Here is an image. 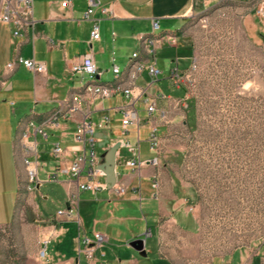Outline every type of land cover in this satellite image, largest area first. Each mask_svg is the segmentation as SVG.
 <instances>
[{
    "label": "crops",
    "instance_id": "0c3cea01",
    "mask_svg": "<svg viewBox=\"0 0 264 264\" xmlns=\"http://www.w3.org/2000/svg\"><path fill=\"white\" fill-rule=\"evenodd\" d=\"M63 1L65 0H34V17L37 24L35 28L28 29L23 36L13 37L11 28L0 23V53L3 52L6 58V64L0 62V100L5 97L4 95L11 94L15 97L10 101L12 111L16 112V109H20L15 137L10 141L11 152L5 158L8 167L10 164L13 166V161L16 164L14 174L11 167V175L14 176L15 183L13 187L12 182H9V189H6L0 180V197L14 190L17 201L19 175L23 178V170H26L28 178L26 166L21 167L20 162H24L22 134L28 128L29 122L33 120L37 127L45 117L59 107L61 102L64 101L65 104L84 83L92 80L86 76L77 77L70 74V67L74 63L80 61L84 55L92 54L97 66L105 71L103 76L110 75L106 81H103V76L96 77V80L109 82L115 77L111 70L113 57L118 66V60L121 58L128 61L125 68L119 66L126 76L132 63L130 56L132 53L138 51L143 59L146 58L143 37L153 34L154 20L160 21V32H171L161 31V26L175 21H183L186 26L193 15L202 11L207 2L206 0H101L111 5L113 15L106 16L98 8L91 19H84L88 0H69L67 6L61 4ZM219 1L221 0H215L212 4ZM229 1L234 3L248 0ZM93 20L98 21L100 26L101 38L98 41H91ZM237 23L239 27L241 26L243 35L248 38L253 35L256 27L250 13L243 15ZM163 49L167 47L158 51ZM175 49L182 51V55L176 54L170 59L177 55L182 56L181 65L187 67L188 57L193 55L192 48L183 43L182 48ZM78 51L84 52L79 54ZM18 55L43 62L46 71L35 74L23 64L17 65L13 71L7 70L6 65ZM108 57L111 67H106ZM170 59L168 68L171 65ZM158 65L165 71L160 81L167 82V88L172 89L169 86V74L165 70V64L161 66L158 60ZM5 76L9 77L7 84L1 81ZM113 99L114 97L96 100L91 105L84 103L81 111L61 119L58 127L48 129L47 141L52 145L59 142L68 149L66 164L75 156L73 134L77 123L84 118V113L91 111V120L99 123L104 116L110 115L109 111H114L119 106V103ZM5 101L8 100L5 98ZM144 115L145 122L148 118L145 109ZM183 115L178 112L177 117L181 120ZM113 119H110L106 128L96 130V135L100 139L97 144L100 158L98 168L105 163V156L111 147L124 138L113 134L110 128ZM185 121L184 124L187 123V120ZM30 128L34 130V127ZM168 132H170L168 127H160L163 143ZM148 134L149 128L147 138L143 140L140 137L141 158L145 161L140 169L133 170L127 166L128 149L126 154H123L121 152L123 146H121L116 153L115 171L118 173L116 183H123L127 187V192L123 196L115 197L109 190H101L96 194L84 191L85 199H81L84 192L80 193L77 210L82 228L77 221L66 220L57 215L59 209L67 208L69 194L76 186L74 181L65 173H59L57 180L49 179V173L57 164L55 159L50 169L43 171L46 180L41 179L42 184L34 195L35 202L38 197L44 203L49 201L51 197L49 192L54 190L57 192V186L62 192V206L55 212H43L36 202L41 222L38 237L40 250L45 248L44 241L49 239L46 256L42 258L43 264H186L184 256L187 252V241L191 239L197 242L200 223L184 206L186 197L190 196L189 193L186 194L187 182L170 175L166 169L168 163L162 158L159 157L158 163L152 162L157 154L151 150ZM31 138L34 140V136ZM142 141H147L148 151L151 153L147 158L143 157ZM125 166L129 171L123 169ZM102 173L99 180L106 183V174L104 171ZM156 179L160 182L158 189L153 186ZM10 181H12L11 177ZM44 182H48L49 185H44ZM27 187L30 190L28 184ZM82 203L85 215L80 207ZM95 231L106 233L108 240L96 251L94 260L88 261L79 253V234L86 233L92 236ZM147 231L150 232L149 236H146ZM136 238H146L145 255L130 246V242ZM162 247L164 252L161 250ZM193 252L196 254L195 263L202 264L203 260L199 259L197 244H194ZM207 264H264V238L237 247L225 256L213 257Z\"/></svg>",
    "mask_w": 264,
    "mask_h": 264
},
{
    "label": "rangeland",
    "instance_id": "374dc122",
    "mask_svg": "<svg viewBox=\"0 0 264 264\" xmlns=\"http://www.w3.org/2000/svg\"><path fill=\"white\" fill-rule=\"evenodd\" d=\"M212 2H207L186 26L183 21L161 26V31L182 29L179 47L184 43L192 48L200 65L197 83L191 87L194 115L190 110L172 111L173 123L160 154L168 163V173L187 182L186 194L190 196L186 197L184 206L200 223L197 242L187 241L186 264H196L194 244H197L199 259L203 260L201 263L207 264L213 257L225 256L237 247L264 238V17L259 18L253 12L257 0ZM247 13L251 14L256 27L249 38L243 35L237 23ZM158 52L160 64H165L166 71L170 57L182 55V51L172 47ZM0 62L6 64L3 52ZM127 63L124 59L118 60L122 69ZM106 67H111L110 58ZM109 76L105 74L103 81ZM150 82L149 75L144 72L138 83ZM151 88H160L173 96L182 91L167 88L163 80L154 82ZM10 95L0 100V180L6 189H9V182L13 187L15 183L11 167L14 174L16 164L13 161V166L8 167L5 158L11 152L10 141L15 137L20 118V109L12 111L10 101L15 97ZM113 100L118 105L128 103L122 95ZM137 108L142 120L140 137L145 140L149 128L144 122L145 108L142 105ZM178 112L185 115L186 125L177 117ZM117 113L109 111L110 119L114 118L110 125L113 134L135 143L136 127H130L125 136L121 116ZM37 139L40 177L45 181L43 171L49 170L54 160L52 144L40 135ZM141 148L144 158L151 155L147 141H142ZM126 149L123 146L121 152L126 154ZM20 163L25 167L24 162ZM123 169L129 171L127 166ZM22 173L15 222L0 226V264H43L38 245L40 212L36 202L46 213L62 206V192L57 185V192H49V201L44 203L38 197L35 202V192L27 187L26 170ZM44 185L49 184L44 182ZM14 192L0 197L1 224L12 219L16 203ZM81 199H85V192ZM83 206L82 203L80 207L85 215ZM161 250L164 252V247Z\"/></svg>",
    "mask_w": 264,
    "mask_h": 264
},
{
    "label": "built area",
    "instance_id": "2783aa9c",
    "mask_svg": "<svg viewBox=\"0 0 264 264\" xmlns=\"http://www.w3.org/2000/svg\"><path fill=\"white\" fill-rule=\"evenodd\" d=\"M212 2L215 0H206ZM206 2V3H207ZM70 1L65 0L62 2L63 6L69 5ZM254 14L259 17H264V0H257L253 5ZM100 9L106 16H112L113 10L111 5L103 3L101 0H88V8L84 13V19H91L96 9ZM0 23L6 24L11 28L13 37L17 38L23 36L28 29L35 28L37 21L34 17V0H0ZM160 26L159 20L153 21V27ZM179 31H174V35L163 36V42L149 43V55L143 59V63H139L136 70H134L133 78H127L125 84L120 87H106V88H87V94L76 95L77 104L73 109H65V116H56V109L45 117L40 125L37 127L32 122L28 126L26 132V140L24 144V158L25 163L29 166V181L30 191L36 192L42 184L40 177V163L38 151V136L47 141L49 138V128L58 127L60 120L72 116L73 113L81 111L82 105L93 104L96 100L112 98L117 95H122L128 100V103L119 105L115 108L121 115L122 133L127 136L130 127H136L137 141L131 142L128 138H123L121 141L122 146L128 149L129 157L126 159V164L133 170L140 169L145 161L141 158L140 149V128L141 117L138 110V105L145 107L148 115L145 124L149 125L148 140L151 145V150L157 156L152 160L153 163H158V159L163 149V138L160 134V127L170 126L173 123L171 116L172 111L181 109L183 111L190 110L191 108V87L197 83L198 73L200 69L199 60L196 55L188 57L189 64L187 67L181 65L182 56H174L170 61L171 65L168 68L170 85L176 90H182L181 96H173L167 94L162 89H152V84L160 81L161 77L165 75V71L158 65L159 54L158 50L165 47L177 48L181 35ZM36 37V36H35ZM101 38L100 26L98 21L93 20L91 29V41H98ZM138 52V51H135ZM131 56V55H130ZM19 64H26V68L33 73H44L46 66L43 62L35 59H27L20 55L12 59L6 68L13 71ZM119 66L115 64V57H113L112 72L114 76H119ZM73 76L94 78L95 76H103L104 70L99 68L94 60L92 54L84 55L80 61L74 63L70 67ZM144 72L150 77L151 82L145 85H140L138 80ZM3 84H7L9 77L5 76L1 80ZM85 87V83L81 86ZM58 108H64V101L60 103ZM182 124L185 121V115L181 118ZM109 116H104L103 120L99 123L91 120V111L84 113V118L77 123L76 129L73 134V141L75 143L73 159L66 164L68 149L62 146L59 142L53 143L52 155L57 161L54 169L49 173L50 180H57L59 173H65L74 181L75 189L69 194L70 208L59 209L57 215L66 220L77 221L80 228H82V221L77 210L79 205L80 193L90 191L94 194L101 190H109L115 197H121L127 192L125 184L116 183L113 188L108 189L107 184L99 180L103 174L98 168L99 154L97 152V144L100 139L96 135L98 128H106L109 125ZM186 122V121H185ZM30 127H34L32 130ZM34 136V140L31 138ZM31 138V139H30ZM160 185L159 180H155L153 186L158 189ZM190 211L193 209L189 208ZM150 232H146L149 236ZM108 240L106 233L95 231L93 235L86 233L79 234V253L82 254L86 260L92 261L95 258V253L100 249ZM49 239L44 241L45 248L41 249V258L46 256V245ZM70 264V263H59Z\"/></svg>",
    "mask_w": 264,
    "mask_h": 264
},
{
    "label": "bare ground",
    "instance_id": "6f19581e",
    "mask_svg": "<svg viewBox=\"0 0 264 264\" xmlns=\"http://www.w3.org/2000/svg\"><path fill=\"white\" fill-rule=\"evenodd\" d=\"M160 26L153 27V34L144 36L143 37V43L146 47V54L149 55V43L152 42H163V36L167 35H174V31L172 32H159ZM146 56V55H145ZM132 63L130 65L129 72L126 76L123 75L121 69L119 68V76H115L112 81L109 82H99L96 80V77L101 76H95L94 78H91L92 80L90 82L85 83V87H80L79 90L73 95V97L65 102L64 108H57L56 109V116H65V109H73V106L77 104V97L76 95H83L87 94V88H106V87H120L121 84H125L127 81V78H133L134 70H136V67H138L139 63H143V58L141 57V54L138 52H134L131 55ZM26 67V64H23ZM100 79V78H99ZM98 79V80H99ZM32 121L29 122V125H32ZM28 128L23 132L22 139L26 140V132ZM23 152H24V146H23ZM25 163V158H24ZM27 173H28V186L30 187V181H29V166L25 163Z\"/></svg>",
    "mask_w": 264,
    "mask_h": 264
},
{
    "label": "water",
    "instance_id": "95a60500",
    "mask_svg": "<svg viewBox=\"0 0 264 264\" xmlns=\"http://www.w3.org/2000/svg\"><path fill=\"white\" fill-rule=\"evenodd\" d=\"M122 144L121 141L116 142L111 149L107 152L105 156V163L101 166H99V169L104 171L106 174V184L108 189L113 188V186L117 182V175L118 173L115 171V159H116V153L121 148ZM67 208H70V205H67ZM145 242L146 238H136L130 242V246L140 252L142 255L146 254L145 251Z\"/></svg>",
    "mask_w": 264,
    "mask_h": 264
},
{
    "label": "trees",
    "instance_id": "16d2710c",
    "mask_svg": "<svg viewBox=\"0 0 264 264\" xmlns=\"http://www.w3.org/2000/svg\"><path fill=\"white\" fill-rule=\"evenodd\" d=\"M177 31L181 32L182 29L177 30ZM182 94H183V91H181L180 93H178L177 96H181ZM190 112H191L192 115H194L195 107H194V104H192V103H191V109H190ZM21 180H22V177H21V175H19V190H18V197H17V201H16V205H15V213H14V215H13V217H12V219H11L10 222H8V223L5 224V225H0V226H5V227H6V226H10V225H12V224L15 222L17 203H18V200H19V195H20V193H21V183H22Z\"/></svg>",
    "mask_w": 264,
    "mask_h": 264
}]
</instances>
